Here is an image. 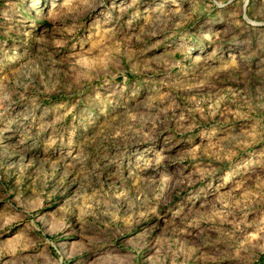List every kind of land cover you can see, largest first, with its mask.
Returning <instances> with one entry per match:
<instances>
[{"label":"rangeland","instance_id":"obj_1","mask_svg":"<svg viewBox=\"0 0 264 264\" xmlns=\"http://www.w3.org/2000/svg\"><path fill=\"white\" fill-rule=\"evenodd\" d=\"M0 264H264V0H0Z\"/></svg>","mask_w":264,"mask_h":264}]
</instances>
